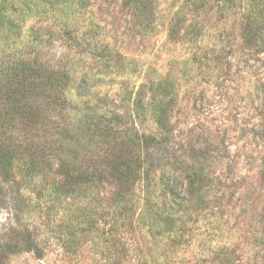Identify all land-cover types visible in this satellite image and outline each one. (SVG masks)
I'll use <instances>...</instances> for the list:
<instances>
[{"label": "rangeland", "instance_id": "1", "mask_svg": "<svg viewBox=\"0 0 264 264\" xmlns=\"http://www.w3.org/2000/svg\"><path fill=\"white\" fill-rule=\"evenodd\" d=\"M135 1L0 0V54L65 71L67 99L3 184V264H264V39L241 0ZM107 125L150 146L124 201L83 174Z\"/></svg>", "mask_w": 264, "mask_h": 264}, {"label": "trees", "instance_id": "2", "mask_svg": "<svg viewBox=\"0 0 264 264\" xmlns=\"http://www.w3.org/2000/svg\"><path fill=\"white\" fill-rule=\"evenodd\" d=\"M228 1L235 2V0ZM241 1L244 17L247 20V35L249 34L251 38L262 36L264 39V30H261L264 29V25L262 26L264 23V0ZM135 2L139 3H135L139 13L143 8L145 10L143 16L148 18L149 14L146 13L148 6L145 4V0ZM14 11V8L12 10L0 8L1 13L5 12L3 15L6 18L5 21L0 22L3 29L1 33L6 34L5 40L8 37L20 35L18 31L21 29V23L14 16ZM2 40L4 39L0 38V43ZM65 78V71L47 67L44 61L31 58L27 54L20 53L13 59L0 54V204L6 197L3 184L8 176L13 174L12 162L19 158V154L23 153L22 149L28 151L30 157L35 152L39 154L40 148L48 142V134L51 136L54 133L53 128L56 127L50 126V119L56 114L53 110L58 105L67 102V99L63 98L66 91ZM88 107L90 106L88 105ZM78 112L80 116L86 115V109L78 108ZM106 128L108 129L107 133L110 134L106 148L108 150L107 160L104 158L102 163L93 162L82 173L89 172L90 174L87 176L92 178L90 181L99 185L111 181L105 180L108 174L113 176L116 189L113 191L115 199L124 201L131 194L138 180L139 171L143 167L145 161L142 157L145 154L143 150L146 151L150 146L147 147L145 141H143V145L140 144V141L131 145L128 140H124L126 138L124 133L115 135L111 126L107 125ZM49 129L53 132H49ZM130 147H134L135 154ZM30 161L35 163V166H39V159L35 162L33 159ZM40 164L45 165L41 161ZM61 166L66 168L63 174L64 185L74 187L72 186L73 173L64 164ZM95 174H100L104 178L96 180L93 177ZM166 186L169 188L170 182ZM28 246L30 243L24 242L18 248L28 249ZM2 257L0 252V264H3Z\"/></svg>", "mask_w": 264, "mask_h": 264}]
</instances>
